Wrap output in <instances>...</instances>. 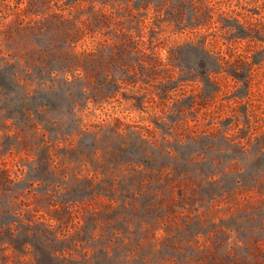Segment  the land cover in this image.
<instances>
[{
    "label": "rangeland",
    "instance_id": "rangeland-1",
    "mask_svg": "<svg viewBox=\"0 0 264 264\" xmlns=\"http://www.w3.org/2000/svg\"><path fill=\"white\" fill-rule=\"evenodd\" d=\"M0 264H264V0H0Z\"/></svg>",
    "mask_w": 264,
    "mask_h": 264
}]
</instances>
